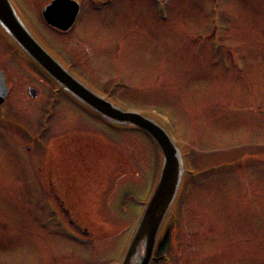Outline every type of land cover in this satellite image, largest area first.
I'll use <instances>...</instances> for the list:
<instances>
[{
  "label": "rangeland",
  "instance_id": "1",
  "mask_svg": "<svg viewBox=\"0 0 264 264\" xmlns=\"http://www.w3.org/2000/svg\"><path fill=\"white\" fill-rule=\"evenodd\" d=\"M155 1H121L111 8L93 9L83 0L85 13L74 34L61 39V44L52 33L41 34L37 20L31 22L53 54L60 53L66 64L77 60L72 69L93 90L103 95L114 89L112 101L124 108L161 112L174 137L186 147L195 178L184 197L178 231H165L157 255L171 258L172 264L184 260L264 264V159L258 158L264 153V0H218L216 13H224L219 24L225 52L218 36L210 38L214 0ZM4 42L0 38V49L6 48ZM0 66L7 69L14 86L12 98H17L5 107L0 125L18 127L32 136L49 89L41 80L31 79L18 60L5 58ZM31 84L39 92L36 101L26 97ZM56 110L48 125L52 133L44 142L55 135L60 140L63 131L66 145L76 132L97 141V135L100 139L103 134L111 141L99 120L86 117L70 101ZM4 130L8 129L3 125L0 264H63L65 259L66 264H118L154 177L153 151L143 136L118 134L114 142L125 158L120 162L126 161L129 168L120 165L113 176L109 165L103 164L100 177L108 186L66 198L72 218L81 226L94 232L91 224L97 226L103 218L109 224L106 228L117 234L84 246L50 218V207L42 199L41 176L28 157L18 156V143L1 136ZM77 147L78 143L72 144L64 155L76 153ZM240 161L245 166L233 171ZM42 162L43 158L35 161L40 169H44ZM59 163L55 168L62 174L67 171L69 185L79 181L81 189L85 180L81 172ZM177 248L187 259L172 255Z\"/></svg>",
  "mask_w": 264,
  "mask_h": 264
},
{
  "label": "water",
  "instance_id": "2",
  "mask_svg": "<svg viewBox=\"0 0 264 264\" xmlns=\"http://www.w3.org/2000/svg\"><path fill=\"white\" fill-rule=\"evenodd\" d=\"M2 4V3H1ZM8 15V14H6ZM12 15L0 11V24L25 53L61 88L91 107L102 117L121 125H134L145 131L162 152L163 161L156 186L147 202L121 264H149L158 233L167 217L184 173L180 152L164 129L154 121L132 112H125L89 91L65 71ZM67 25L73 23L68 20Z\"/></svg>",
  "mask_w": 264,
  "mask_h": 264
},
{
  "label": "flooded vegetation",
  "instance_id": "3",
  "mask_svg": "<svg viewBox=\"0 0 264 264\" xmlns=\"http://www.w3.org/2000/svg\"><path fill=\"white\" fill-rule=\"evenodd\" d=\"M47 1L50 0H13L20 13L29 19L38 17L42 7L48 3Z\"/></svg>",
  "mask_w": 264,
  "mask_h": 264
}]
</instances>
